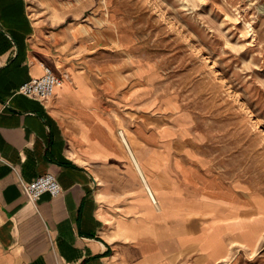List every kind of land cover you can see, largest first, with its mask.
Listing matches in <instances>:
<instances>
[{
    "label": "crops",
    "instance_id": "crops-1",
    "mask_svg": "<svg viewBox=\"0 0 264 264\" xmlns=\"http://www.w3.org/2000/svg\"><path fill=\"white\" fill-rule=\"evenodd\" d=\"M114 30L99 0H0V264H222L233 255L228 232L227 257L202 244L203 234L213 239V212L201 193L216 187L194 162H172L183 134L120 125L142 121L145 88L99 61L113 50ZM44 64L62 79L55 93H19ZM123 127L149 165L146 178ZM186 154L195 159L192 147ZM45 172L61 193L30 200L24 185Z\"/></svg>",
    "mask_w": 264,
    "mask_h": 264
},
{
    "label": "rangeland",
    "instance_id": "rangeland-1",
    "mask_svg": "<svg viewBox=\"0 0 264 264\" xmlns=\"http://www.w3.org/2000/svg\"><path fill=\"white\" fill-rule=\"evenodd\" d=\"M99 3L115 24L113 50L99 61L125 70V84L145 88L138 96L146 104L142 121L120 125L130 132L139 125L180 131L184 139L172 162H194L221 188V199L202 192L213 212L207 223L213 239L201 237L205 249L227 257L228 232L233 255L222 264H264V0ZM186 112L189 123L181 117ZM176 114L184 124L176 125ZM191 174L185 168L184 176ZM226 212L236 217L225 219Z\"/></svg>",
    "mask_w": 264,
    "mask_h": 264
},
{
    "label": "built area",
    "instance_id": "built-area-1",
    "mask_svg": "<svg viewBox=\"0 0 264 264\" xmlns=\"http://www.w3.org/2000/svg\"><path fill=\"white\" fill-rule=\"evenodd\" d=\"M61 82V77L53 70V68L48 64H44V73L40 76H34L25 80L19 85L17 91L26 95L48 98L55 93L56 87ZM24 188L30 200H37L46 192L56 196L60 194L63 189L57 175L53 172L40 174L34 180L26 183Z\"/></svg>",
    "mask_w": 264,
    "mask_h": 264
},
{
    "label": "bare ground",
    "instance_id": "bare-ground-1",
    "mask_svg": "<svg viewBox=\"0 0 264 264\" xmlns=\"http://www.w3.org/2000/svg\"><path fill=\"white\" fill-rule=\"evenodd\" d=\"M120 134L122 135V138H123V140L125 141V143L127 144V146H128V148H129V150H130V154H131V156L133 157V159H134V161H135V163L138 165V167L140 168V170L142 171V173L144 172V167H143V165H145V166H149L148 165V163L146 162V161H144V160H141V159H139V157H138V155L135 153V151H134V149H133V147L131 146V143H130V141H129V139H128V137H127V134H126V130H125V128H122L121 130H120ZM131 137V136H130ZM135 145V144H134ZM128 150V149H127ZM146 168V167H145ZM143 175H144V177L146 178L147 177V174H146V172H144L143 173ZM192 182H194L195 184V186H196V188H198L199 187V185H197V183L195 182V180H192ZM198 186V187H197ZM149 190H150V193L155 197V199L157 200V197H156V194H155V191H154V189L152 188V187H150L149 186ZM220 192H221V189H219V190H210V191H206V194L208 195V196H210L209 198H212L213 196L214 197H219L220 199H221V196H220ZM202 195H201V197H204V194L203 193H201ZM218 194V195H217ZM222 198H225V197H223L222 196ZM224 201V200H223ZM229 202V201H228ZM234 206V205H233ZM233 222V221H232ZM235 223V222H234ZM237 223H238V221H237ZM224 224H226V223H224ZM233 224V223H232ZM231 224V225H232ZM225 227V226H224ZM227 227V226H226ZM220 228V227H219ZM229 229V228H228ZM236 229V228H235ZM226 230V229H225ZM211 238H212V236H211ZM238 241V240H237ZM209 243H210V241H209ZM227 264H229V263H227Z\"/></svg>",
    "mask_w": 264,
    "mask_h": 264
}]
</instances>
